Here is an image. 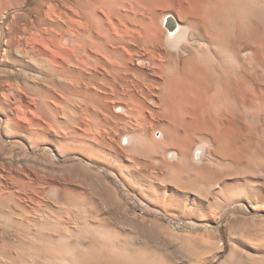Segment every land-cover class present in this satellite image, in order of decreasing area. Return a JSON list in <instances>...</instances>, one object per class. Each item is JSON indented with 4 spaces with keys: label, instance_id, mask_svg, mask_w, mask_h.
<instances>
[{
    "label": "bare ground",
    "instance_id": "bare-ground-1",
    "mask_svg": "<svg viewBox=\"0 0 264 264\" xmlns=\"http://www.w3.org/2000/svg\"><path fill=\"white\" fill-rule=\"evenodd\" d=\"M167 1L38 0L33 17H29L23 27L14 25V28L10 25L5 27V16L1 15L0 48L3 47L1 58L3 60L0 61L1 132L6 136L22 134V137L29 139L28 142L33 138L43 139L55 150L71 148L69 151L84 155L87 160L99 161L105 168L117 170L122 179L132 184L136 183L140 189L141 184L144 183L141 181V175L136 177V174H133L141 165L140 162L115 153L106 142V136L110 135V132L108 134L105 127L111 123L112 119L109 117L110 110L104 103L106 100L104 101L105 96L102 94L106 91L104 87L106 84L111 85L117 80L129 81V76L142 75L128 64V55L133 52L131 49L130 53L128 48L130 44L146 45L147 40L154 42L157 31L155 32L153 28L157 27L158 21L155 19L146 21L142 17H137L136 13L146 8L154 10L156 7L164 6ZM177 1L181 10L179 18L181 17L183 21L187 20L189 25L200 29L204 37L202 45L208 52L182 56L184 58L176 59L175 57L171 64L168 60L167 63L163 62L161 57L158 63L151 62L153 72L159 76L162 75L161 82L154 80L149 83L150 86L154 85L161 91L157 98L164 118L167 120L159 131L161 141L153 140L148 134L143 136L138 130H131L125 138L130 144L129 149L144 154L155 152L159 145L163 144V149L159 148L163 156L160 163H163L164 170L168 173L174 193L189 194V191L194 188L201 189V192H208L207 188L212 187L214 183L217 185L224 179L218 174L222 179L218 182V175H215L208 168L209 166H198L194 163L192 152L196 142L199 143L194 148L195 151L202 150L204 143L207 142V145L209 143L213 147L211 154L235 166L240 165L242 157L235 150L237 146L233 147L237 141L234 137V124L236 126L237 124L232 120L234 111L248 106L251 110L254 108L257 116L261 118L260 121L264 117V17L262 14L264 0ZM129 19L133 22L129 23L133 24L132 26L138 23L137 26L135 25L137 28H133L138 29L139 24L142 27L141 32L140 30L138 32L139 38L137 35V37L129 36V32L135 31H128L126 28L125 31L122 28V31L118 30L116 22L119 20L120 23V20L123 22ZM163 22L164 20L162 24ZM167 23L171 31L177 27L173 39L168 41L169 48H180L186 42L188 27L179 25L173 18ZM4 29L7 30L4 31ZM236 30L239 31L238 36L232 37V33ZM142 35H145V41ZM233 35L235 36L236 33ZM2 40L5 41L4 45H1ZM63 41L65 45L62 44ZM245 48L252 49H250L252 57L247 61L240 57V53ZM147 52L151 53L149 50ZM144 80L143 83H147ZM132 82L135 83L131 80ZM3 86H6V90L14 89L18 95L11 100ZM22 97L28 99L27 104L23 103ZM130 99L125 100L127 104L121 114L134 115L137 108L136 105L134 106V99L131 97ZM142 104V107L145 106L144 103ZM138 105L141 106L140 102ZM152 112L151 110V114ZM143 117L145 118L144 115ZM236 128L238 130L239 127ZM237 130L236 133L239 132ZM261 132L263 133V129ZM143 137H145L144 140H142ZM199 139L204 143L198 141ZM141 140L145 141L142 142L143 145ZM254 151L249 149L250 155L255 157V161L263 163L262 157L256 156ZM103 157L109 158L112 165ZM190 173L193 176L189 180ZM149 185L144 184L142 187L145 193L151 194L153 191ZM194 191L197 192V190ZM205 192L203 195L207 193ZM14 204L17 206L18 202ZM3 214L5 211L0 216ZM48 216L45 215V217ZM14 220L10 219L8 223L14 229L18 241L14 238V240L5 239L3 236L7 231L2 232L0 264H19L15 259H25L29 251L33 257L44 259L41 264H166L163 260L135 263L131 257L133 253L131 255L113 238H109L110 241L91 243L85 247L68 244L65 243L67 236L59 234L56 237L57 233L53 232V229L50 232L38 227L39 225L32 233L34 241H29L21 237V234L28 235L27 233L31 232L29 223L24 224ZM229 261L227 257L220 264H227Z\"/></svg>",
    "mask_w": 264,
    "mask_h": 264
},
{
    "label": "rangeland",
    "instance_id": "rangeland-1",
    "mask_svg": "<svg viewBox=\"0 0 264 264\" xmlns=\"http://www.w3.org/2000/svg\"><path fill=\"white\" fill-rule=\"evenodd\" d=\"M37 3L38 0H0V16H5V27L9 25L13 28L16 25V27H23L26 20L33 17ZM180 11V4L177 0H168L164 6L156 7L154 10L146 8L144 11L136 13L137 17H142L146 21L151 19L158 21L157 27H154L157 30L154 28L153 30L157 31V34L161 30L160 34L158 36L154 31L153 33L156 34V39H159L158 41L155 39L154 42L147 40L146 45L130 44L129 52H132L131 49L133 52L128 55V64L134 70L141 72L142 75L129 76V81L117 80L111 85L106 84L104 87L107 92L102 94L105 96V98L103 97L104 101L106 100L104 103L110 110L109 117L112 119L111 123L105 127L107 133L110 132V135L106 136V142L115 153L140 162L141 165L133 174H136V177L141 175V181L144 182L140 183L141 188L138 189L136 183L132 184L122 179L117 170L105 168L99 161L87 160L86 156L69 151L71 148L55 150L43 139H38V142L36 138H33L28 142L29 139L22 137V134L6 136L0 129V195L2 194L0 196V212L5 211V214L0 216V235L3 231H7L5 234L9 233L8 235L4 233V236L2 235L5 239L18 241L14 229L8 223V220L15 219L14 221L17 222L29 223L31 232H28V235L21 234L22 238H27L26 240L34 241L32 233L35 232L38 225L50 232L53 229V232L57 233L56 237L59 234L67 236L65 243L77 244L80 247L95 242L110 241L109 238H113L131 255L133 253L131 257L135 263L163 260L166 264H220L228 257L230 261L227 264H264V137H262L264 117L260 121L261 118L257 116L254 108L252 111L248 106L238 107L239 111H234L232 120L237 124V126L234 124V128L237 130L236 127H239V132L236 133L234 129V137L237 141L233 147L237 146L235 150L242 157L240 165L235 166L229 161H224L211 154L213 147L209 143L207 145V142L204 143L203 140H201L204 143L202 150L195 151L194 148L199 143L196 142L192 152L194 163L198 166H209L208 168L215 175L219 174L224 179L220 181L222 179L218 175V182H220L207 188V193L196 188L189 191V194L174 193L167 176L168 173L164 170L163 163H160L163 157L162 153L160 154L163 144L159 145L160 150L158 148L152 152L153 154L137 151L135 153L129 149L130 144L125 138L131 130H138L142 132L143 136L148 134L153 140L161 141L159 131L167 123V120L164 118L157 98L161 91L154 85L150 86L149 83L154 80L161 82L162 75L159 76L153 72L151 62L158 63L162 59L163 62L169 61L168 63L171 64L175 57L177 59L182 56L187 57L208 52L202 45L204 37L200 29L189 25L187 20L183 21L181 17L179 18ZM262 14L264 17V12ZM150 15H153L152 18ZM166 18L167 21H171L173 18L179 25L188 27L186 42L180 48L171 49L168 46V41L173 39L177 27L171 31ZM253 19L256 20V18ZM130 20L123 22L120 20V23L118 20L115 21L117 23L115 24L118 25V30L122 28L125 31L126 28L128 31H135L129 32V36H138L137 38H139L140 33L138 32L140 29L142 30V27L139 24L136 29L138 23H134L132 26L133 24H129L133 23ZM6 30L4 29V31ZM238 32V30L234 31L232 37L238 36ZM234 33H236L235 36ZM144 36L141 37L145 41L146 37ZM4 43L5 41L2 40L1 45ZM62 44L65 45V41ZM250 49L245 48L246 52L243 50L240 57L246 61L250 60L252 57V49ZM148 50L151 53H148ZM2 53L3 47L1 46L0 61L3 60H1ZM141 79H145L146 81H144L148 84H144ZM131 80L135 83H131ZM3 88L6 90V86ZM110 89L114 91L112 92ZM8 90H6V94L13 100L18 93L14 89ZM140 90L141 94H144L143 96L140 94ZM130 97L134 99V106L136 105L137 109L133 116L127 113L123 115L121 113L124 112L126 101L131 100ZM22 101L25 104L28 103V99L25 97H22ZM139 102L140 105L144 103L145 106L142 107L143 104L139 106ZM138 107L140 108L138 109ZM36 140L37 142H35ZM142 140L140 141L141 145H143L142 142H145ZM248 148L251 151L257 150L254 152L256 156L262 157L263 163L255 161V157L250 155ZM103 159L109 160L106 157ZM108 162L111 163L110 160ZM192 176L193 174L190 173L189 180L192 179ZM144 184L149 185L153 193H145L142 187ZM204 192L205 195H203ZM16 201L18 207L14 204L17 203ZM44 214L49 216L45 217ZM43 216L50 219L47 220ZM10 234L13 237L11 235L9 239ZM2 236L0 239H3ZM28 253L25 259L17 258L16 262L19 264H26V262L41 264L44 261L42 257H33L30 251Z\"/></svg>",
    "mask_w": 264,
    "mask_h": 264
}]
</instances>
